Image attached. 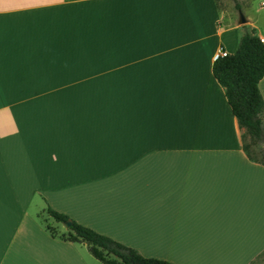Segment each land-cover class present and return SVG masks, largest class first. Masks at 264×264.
Masks as SVG:
<instances>
[{
	"label": "crops",
	"instance_id": "crops-1",
	"mask_svg": "<svg viewBox=\"0 0 264 264\" xmlns=\"http://www.w3.org/2000/svg\"><path fill=\"white\" fill-rule=\"evenodd\" d=\"M242 33L233 0H0V264H92L49 206L174 264L264 259V164L213 73Z\"/></svg>",
	"mask_w": 264,
	"mask_h": 264
},
{
	"label": "trees",
	"instance_id": "trees-1",
	"mask_svg": "<svg viewBox=\"0 0 264 264\" xmlns=\"http://www.w3.org/2000/svg\"><path fill=\"white\" fill-rule=\"evenodd\" d=\"M233 1L236 8L241 10L239 1ZM242 29L236 51L218 57L213 63V73L225 88L228 102L240 126L245 129L244 150L252 160L264 164V151L259 159L250 149L251 145L264 143V97L259 86L264 77V41L252 26L244 24ZM248 137L250 143L246 142ZM48 213L58 222L71 221L68 232L63 234L47 225L54 237L86 242L92 254L104 264H174L169 260L146 257L138 250L80 224L51 206L48 207Z\"/></svg>",
	"mask_w": 264,
	"mask_h": 264
},
{
	"label": "rangeland",
	"instance_id": "rangeland-1",
	"mask_svg": "<svg viewBox=\"0 0 264 264\" xmlns=\"http://www.w3.org/2000/svg\"><path fill=\"white\" fill-rule=\"evenodd\" d=\"M261 1L262 0H254L253 1V4H254L253 13H254L255 17H258V18L264 13V8L261 7ZM242 2H243V4L246 3L245 0H243ZM242 12L244 13L243 10H242ZM246 142L250 143L249 137L246 138ZM250 149H251V152L253 153V155L255 157H258L259 159H261L262 158V152L264 151V143H259L258 145H251ZM50 226L52 228H54L59 234H63V233L68 232V228L65 226L64 222L58 223V225H56V227L53 225H50ZM83 250H84L86 257L89 259V261L92 264H104L103 261H101L100 259H97L96 257H94V255L91 254L90 247L87 244L83 246ZM256 264H264V259L259 260L258 263H256Z\"/></svg>",
	"mask_w": 264,
	"mask_h": 264
},
{
	"label": "water",
	"instance_id": "water-1",
	"mask_svg": "<svg viewBox=\"0 0 264 264\" xmlns=\"http://www.w3.org/2000/svg\"><path fill=\"white\" fill-rule=\"evenodd\" d=\"M239 14H240V23L243 25V24H247L248 23V19L247 17L245 16V14L242 12V10L239 11ZM64 224L67 228H70L71 226V221L70 220H66L64 221Z\"/></svg>",
	"mask_w": 264,
	"mask_h": 264
},
{
	"label": "built area",
	"instance_id": "built-area-1",
	"mask_svg": "<svg viewBox=\"0 0 264 264\" xmlns=\"http://www.w3.org/2000/svg\"><path fill=\"white\" fill-rule=\"evenodd\" d=\"M228 54L229 52L227 50H225L224 48H220L216 54V59L220 56H227Z\"/></svg>",
	"mask_w": 264,
	"mask_h": 264
}]
</instances>
